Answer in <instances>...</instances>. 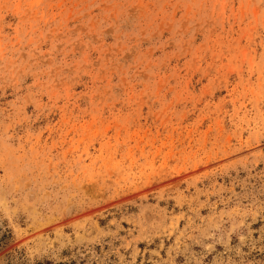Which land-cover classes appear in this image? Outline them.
Listing matches in <instances>:
<instances>
[{"label":"rangeland","instance_id":"1","mask_svg":"<svg viewBox=\"0 0 264 264\" xmlns=\"http://www.w3.org/2000/svg\"><path fill=\"white\" fill-rule=\"evenodd\" d=\"M0 264H264V0H0Z\"/></svg>","mask_w":264,"mask_h":264}]
</instances>
